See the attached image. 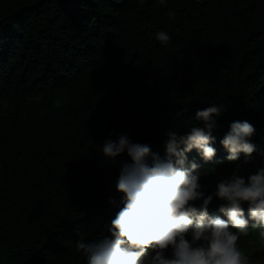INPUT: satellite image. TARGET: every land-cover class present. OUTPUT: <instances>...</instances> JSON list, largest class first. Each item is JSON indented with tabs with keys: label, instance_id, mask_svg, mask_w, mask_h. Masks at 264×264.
Segmentation results:
<instances>
[{
	"label": "trees",
	"instance_id": "16d2710c",
	"mask_svg": "<svg viewBox=\"0 0 264 264\" xmlns=\"http://www.w3.org/2000/svg\"><path fill=\"white\" fill-rule=\"evenodd\" d=\"M213 102L214 161L188 156L209 193L235 171L219 143L231 122H250L264 150V0H0V264H85L75 241L107 234L119 210L128 157H103L109 133L163 155L165 133ZM240 243L262 253L255 235Z\"/></svg>",
	"mask_w": 264,
	"mask_h": 264
},
{
	"label": "clouds",
	"instance_id": "9594fccd",
	"mask_svg": "<svg viewBox=\"0 0 264 264\" xmlns=\"http://www.w3.org/2000/svg\"><path fill=\"white\" fill-rule=\"evenodd\" d=\"M156 2L167 5V0ZM176 15L170 9L169 22ZM156 39L167 45L171 37L161 30ZM224 111L223 103L213 102L196 111L197 123L183 133L167 131L163 155L146 143L133 142L127 133L115 140L109 133L100 149L103 157L112 163L122 153L128 157L119 162L114 180L119 196L109 200L119 210L107 234L75 241L85 264H264V255L250 260L240 243L255 235L257 250L264 253V150L251 142L255 127L248 121L230 123L219 143L235 171L217 180L210 193L201 183L204 167L188 158L195 150L205 164L214 161L213 132ZM257 160L254 172L242 174ZM214 200L222 215L210 214Z\"/></svg>",
	"mask_w": 264,
	"mask_h": 264
},
{
	"label": "rangeland",
	"instance_id": "374dc122",
	"mask_svg": "<svg viewBox=\"0 0 264 264\" xmlns=\"http://www.w3.org/2000/svg\"><path fill=\"white\" fill-rule=\"evenodd\" d=\"M254 155H256V153H254ZM255 163H258V160H257V162H253L250 164H255ZM247 167H248V165L243 169L242 174L247 175L249 173ZM252 248L255 250V247H252ZM262 255H264V253H260L258 256H256L255 260L258 259Z\"/></svg>",
	"mask_w": 264,
	"mask_h": 264
}]
</instances>
